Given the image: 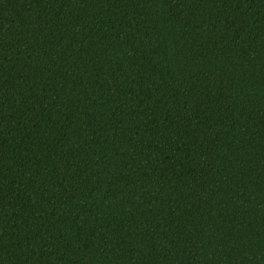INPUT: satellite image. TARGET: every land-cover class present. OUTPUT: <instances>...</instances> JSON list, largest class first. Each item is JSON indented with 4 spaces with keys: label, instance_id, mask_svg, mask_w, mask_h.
I'll return each instance as SVG.
<instances>
[{
    "label": "trees",
    "instance_id": "obj_1",
    "mask_svg": "<svg viewBox=\"0 0 264 264\" xmlns=\"http://www.w3.org/2000/svg\"><path fill=\"white\" fill-rule=\"evenodd\" d=\"M0 264H264V0H0Z\"/></svg>",
    "mask_w": 264,
    "mask_h": 264
}]
</instances>
